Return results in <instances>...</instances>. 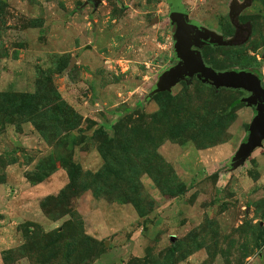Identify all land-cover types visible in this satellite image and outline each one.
Segmentation results:
<instances>
[{
    "label": "rangeland",
    "instance_id": "rangeland-1",
    "mask_svg": "<svg viewBox=\"0 0 264 264\" xmlns=\"http://www.w3.org/2000/svg\"><path fill=\"white\" fill-rule=\"evenodd\" d=\"M234 0H181L233 39ZM244 2L245 0H237ZM167 0H0V264H264L256 109L176 66ZM248 42L208 46L264 85V0Z\"/></svg>",
    "mask_w": 264,
    "mask_h": 264
},
{
    "label": "water",
    "instance_id": "water-1",
    "mask_svg": "<svg viewBox=\"0 0 264 264\" xmlns=\"http://www.w3.org/2000/svg\"><path fill=\"white\" fill-rule=\"evenodd\" d=\"M253 0H245L239 5L237 0L233 1L230 11L232 24L236 28V33L233 39H225L217 35L215 32L203 29L201 34L197 36L194 49H191L193 43V33L197 25L189 23L186 18L180 22L178 20V28L176 32L177 45L176 51L181 58V62L171 68V70L163 77L160 83V90H170L175 84L180 82L185 77L193 78L198 74L205 83H208L216 88H232L243 89L251 94L242 101L248 106H255L257 115L255 116L250 127L247 141L244 142L237 152L234 160L243 163L247 157L264 141V87L261 78L256 73H251L245 70H227L218 72L214 68L205 64L202 56V47L205 41L211 40L214 46H237L248 42L252 35V23L247 22L240 24L238 17L241 12L251 6Z\"/></svg>",
    "mask_w": 264,
    "mask_h": 264
},
{
    "label": "flooded vegetation",
    "instance_id": "flooded-vegetation-1",
    "mask_svg": "<svg viewBox=\"0 0 264 264\" xmlns=\"http://www.w3.org/2000/svg\"><path fill=\"white\" fill-rule=\"evenodd\" d=\"M243 3H244V2H239V5H241V4H243ZM179 17H180V18H179ZM178 18H179V24H180V22L184 21V18H186V19L188 20L189 23H195V24L197 25V27H195V31H194V33H193V40H192L193 45H192V47H191V49H194V48H195L194 44H195V42L197 41V36H199V35L201 34L200 31L203 30V28L200 27V25H199L197 22L191 21V20L189 19V17L187 16V14H184V13H182V12H178V13L175 15V20H177ZM238 21H239V17H238ZM239 23H240V24H245V23H241V22H239ZM246 23H247V22H246ZM175 24H176V27H178V20L175 21ZM233 26H234V25H233ZM234 28H235V26H234ZM235 30H236V28H235ZM208 46H214V45H212L210 39L204 42L201 52L203 51V48H204V47H208ZM214 47H216V46H214ZM202 56H203V52H202ZM203 59H204V57H203ZM204 61H205V59H204ZM180 62H181V58L178 56V61H177L176 65L179 64ZM205 64H206L207 66H209V67H212V66H211L209 63H207L206 61H205ZM212 68H213V67H212ZM215 70H216V69H215ZM216 71L221 72V71H219V70H216ZM259 77H260V76H259ZM193 78H200V77H199L198 74H197V75H195ZM191 79H192V78L185 77L183 80L191 81ZM261 80H262V79H261ZM262 85H263V81H262ZM263 87H264V85H263ZM246 92H247V91H246ZM246 94L249 96L251 93H250V92H247ZM254 108L256 109L255 106H254Z\"/></svg>",
    "mask_w": 264,
    "mask_h": 264
},
{
    "label": "trees",
    "instance_id": "trees-1",
    "mask_svg": "<svg viewBox=\"0 0 264 264\" xmlns=\"http://www.w3.org/2000/svg\"><path fill=\"white\" fill-rule=\"evenodd\" d=\"M171 6H172V15L175 16L178 12H182L184 14H187L185 12V9H183L182 7V3H181V0H167ZM208 84V83H206ZM209 86H212L210 84H208ZM213 88H216L215 86H212ZM218 89V88H216Z\"/></svg>",
    "mask_w": 264,
    "mask_h": 264
}]
</instances>
